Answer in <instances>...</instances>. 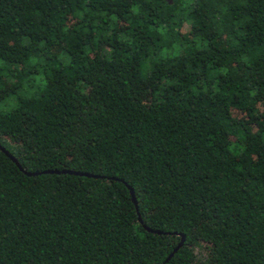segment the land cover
Masks as SVG:
<instances>
[{"label":"trees","instance_id":"1","mask_svg":"<svg viewBox=\"0 0 264 264\" xmlns=\"http://www.w3.org/2000/svg\"><path fill=\"white\" fill-rule=\"evenodd\" d=\"M0 145V264H264V0H0Z\"/></svg>","mask_w":264,"mask_h":264},{"label":"water","instance_id":"2","mask_svg":"<svg viewBox=\"0 0 264 264\" xmlns=\"http://www.w3.org/2000/svg\"><path fill=\"white\" fill-rule=\"evenodd\" d=\"M0 149L13 161L15 162V164L22 170L20 164L18 163L17 159L11 155L4 147H2L0 145ZM46 173H69V174H77V175H85V176H88V177H98L97 175H93V174H89V173H84V172H78V171H74V170H63V171H59V170H46L44 171ZM26 174L28 175H31V174H38L39 172H34V173H31V172H25ZM129 190H130V194L132 196V201L134 202L135 204V207L137 209V203H136V198L134 196V192H133V189L128 186ZM138 210V209H137ZM139 222H141V218L139 217ZM147 230L149 231H153L152 229L150 228H147ZM153 232H156V233H160V231H153ZM169 259V257L167 258V260Z\"/></svg>","mask_w":264,"mask_h":264}]
</instances>
